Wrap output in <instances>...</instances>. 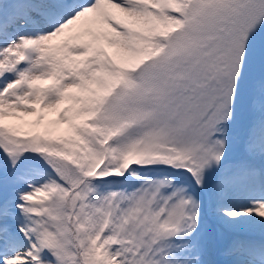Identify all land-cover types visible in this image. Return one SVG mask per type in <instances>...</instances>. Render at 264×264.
<instances>
[{
    "label": "snow or ice",
    "instance_id": "obj_1",
    "mask_svg": "<svg viewBox=\"0 0 264 264\" xmlns=\"http://www.w3.org/2000/svg\"><path fill=\"white\" fill-rule=\"evenodd\" d=\"M0 264H264V0H0Z\"/></svg>",
    "mask_w": 264,
    "mask_h": 264
}]
</instances>
